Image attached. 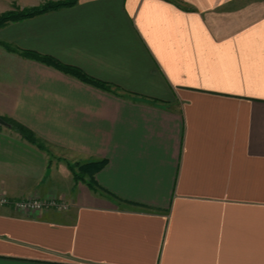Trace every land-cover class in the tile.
<instances>
[{
    "label": "crops",
    "instance_id": "crops-1",
    "mask_svg": "<svg viewBox=\"0 0 264 264\" xmlns=\"http://www.w3.org/2000/svg\"><path fill=\"white\" fill-rule=\"evenodd\" d=\"M48 1L0 0V13ZM0 264H264V0H79L0 29ZM105 161L94 188L69 165Z\"/></svg>",
    "mask_w": 264,
    "mask_h": 264
},
{
    "label": "trees",
    "instance_id": "trees-1",
    "mask_svg": "<svg viewBox=\"0 0 264 264\" xmlns=\"http://www.w3.org/2000/svg\"><path fill=\"white\" fill-rule=\"evenodd\" d=\"M79 0H66V1H58V2H48L40 7L26 9V10H16L12 12H8L0 16V29L4 26L8 25L9 23L19 22L25 19L33 18L42 14H46L52 11L60 10L63 8H68L75 5ZM0 45L3 46L9 52L20 53L22 56L38 61L43 63L47 66L53 67L65 74L73 76L80 81L97 87L102 90L110 91L111 86L105 82L100 80L94 79L88 76L84 71L80 68L66 65L59 60L48 56L42 55L37 52L33 51H26L20 50L10 44H6L4 42H0ZM10 128L16 131L22 139L27 141L28 143L35 145L39 149L44 150V143L36 137V135L26 128L25 126L21 125L17 121L10 119V118H2ZM105 165V161H98V162H90L86 164H76V165H69L71 171L74 174V177L77 181H81L86 183L90 188H94V176L95 174L101 170Z\"/></svg>",
    "mask_w": 264,
    "mask_h": 264
},
{
    "label": "built area",
    "instance_id": "built-area-1",
    "mask_svg": "<svg viewBox=\"0 0 264 264\" xmlns=\"http://www.w3.org/2000/svg\"><path fill=\"white\" fill-rule=\"evenodd\" d=\"M6 206L13 207L18 211H38L49 208L63 210L66 208V204L61 201H42L33 197L16 201L6 197H0V208Z\"/></svg>",
    "mask_w": 264,
    "mask_h": 264
},
{
    "label": "rangeland",
    "instance_id": "rangeland-1",
    "mask_svg": "<svg viewBox=\"0 0 264 264\" xmlns=\"http://www.w3.org/2000/svg\"><path fill=\"white\" fill-rule=\"evenodd\" d=\"M63 1H66V0H63ZM48 2H58V1H48ZM48 2H46V3H48ZM46 3H44V4H46ZM44 4H42V5H44ZM41 5V6H42ZM38 7H40V6H38ZM32 8H36V7H31V8H20L18 5H16V4H14V5H12V9H10V10H6V11H4V12H1L0 13V16H2L3 14H5V13H8V12H12V11H16V10H26V9H32Z\"/></svg>",
    "mask_w": 264,
    "mask_h": 264
},
{
    "label": "water",
    "instance_id": "water-1",
    "mask_svg": "<svg viewBox=\"0 0 264 264\" xmlns=\"http://www.w3.org/2000/svg\"><path fill=\"white\" fill-rule=\"evenodd\" d=\"M0 125L9 126L1 117H0Z\"/></svg>",
    "mask_w": 264,
    "mask_h": 264
}]
</instances>
